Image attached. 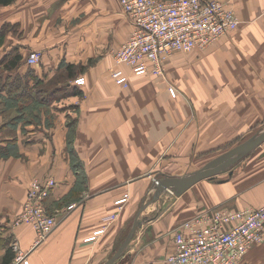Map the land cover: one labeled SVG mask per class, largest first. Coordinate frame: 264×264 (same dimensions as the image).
<instances>
[{"label":"crops","instance_id":"crops-1","mask_svg":"<svg viewBox=\"0 0 264 264\" xmlns=\"http://www.w3.org/2000/svg\"><path fill=\"white\" fill-rule=\"evenodd\" d=\"M218 1L237 14L238 30L206 50L174 54L164 78L136 76L116 62L132 32L119 0L0 5V264L13 253L10 264H24L20 253L28 264H106L137 219L113 264H167L181 223L263 204L264 142L232 175L154 201L155 179L195 172L264 120V0ZM34 51L40 63L29 66ZM81 76L85 85H75ZM49 177L58 184L46 209L57 224L37 244L30 226L13 222L31 182ZM238 264H264V241Z\"/></svg>","mask_w":264,"mask_h":264},{"label":"built area","instance_id":"built-area-1","mask_svg":"<svg viewBox=\"0 0 264 264\" xmlns=\"http://www.w3.org/2000/svg\"><path fill=\"white\" fill-rule=\"evenodd\" d=\"M132 26L130 38L115 52L118 64L131 68L136 76H162L166 62L176 53L206 49L233 34L240 25L236 13L218 0H119ZM41 54L33 52L27 64L35 66ZM120 86L128 78L120 69L112 72ZM78 86L85 84L80 77ZM172 97L178 92L169 89ZM56 186L54 179L34 181L13 227L30 226L37 244L45 241L57 221L46 211V200ZM127 196L118 203L124 202ZM110 216L107 220H113ZM104 230L95 232L96 235ZM93 236L90 239H94ZM89 239V240H90ZM264 241V202L258 208L218 212L205 211L181 223L175 231V251L167 264H238L248 251ZM16 261L28 264L20 253Z\"/></svg>","mask_w":264,"mask_h":264},{"label":"water","instance_id":"water-1","mask_svg":"<svg viewBox=\"0 0 264 264\" xmlns=\"http://www.w3.org/2000/svg\"><path fill=\"white\" fill-rule=\"evenodd\" d=\"M264 142V131L260 134L246 140L226 153L220 155L215 158L204 167L196 170L195 172L183 176V177H169L164 176L163 179H155L156 193L154 195V201H156L165 191H172L176 196H180L194 184L208 178H213L228 168H230L233 164L239 162L253 150H255L258 146H260ZM139 220L137 219L133 229L130 233L129 238L124 242L119 251L113 256L106 264H113L116 259H118L127 244L130 241V238L133 236V233L136 231L138 227Z\"/></svg>","mask_w":264,"mask_h":264},{"label":"rangeland","instance_id":"rangeland-1","mask_svg":"<svg viewBox=\"0 0 264 264\" xmlns=\"http://www.w3.org/2000/svg\"><path fill=\"white\" fill-rule=\"evenodd\" d=\"M237 15V14H236ZM239 18V17H238ZM240 20V19H239ZM240 25H241V22H240ZM239 25V26H240ZM239 28V27H238ZM9 29V28H8ZM238 30V29H237ZM236 32V31H235ZM228 36H226V37H223V38H221L220 40H218L215 44H217L218 42H220L222 39H224V38H227ZM232 39H234V38H232ZM231 39V40H232ZM214 44V45H215ZM234 44V43H233ZM213 46V45H212ZM211 46V47H212ZM198 50H206V49H200V48H197ZM34 52H38V51H34ZM31 53H33V52H31ZM31 53L29 54V56L31 55ZM38 53H40V52H38ZM29 56H28V58H29ZM28 58H27V61H28ZM172 58V57H171ZM39 63H40V61H39ZM38 63V64H39ZM124 65V64H123ZM165 66H166V64H165ZM129 67V66H128ZM130 68V67H129ZM131 69V68H130ZM115 70H117V69H115ZM114 71V70H113ZM123 71V70H122ZM133 72V71H132ZM125 74V73H124ZM126 75V74H125ZM166 76V67H165V72H164V74L160 77V76H157V77H159V78H164ZM82 78H84L85 79V77H83V76H81ZM80 78V77H79ZM85 82H86V80H85ZM74 84L75 85H77L76 83H75V81H74ZM85 85V84H84ZM78 86V85H77ZM83 86V85H82ZM171 87H173V86H169V88H168V90L171 88ZM173 88H175V87H173ZM176 90H177V92H178V89L177 88H175ZM179 93V92H178ZM169 94H170V92H169ZM170 96L172 97V95L170 94ZM178 96V95H177ZM176 96V97H177ZM173 98H175V97H173ZM2 106L0 105V110L2 111L3 110V108H1ZM6 108V107H5ZM6 110V109H5ZM8 111H5V112H9L10 111V109H7ZM5 117V116H4ZM262 130H264V120H262V121H260V122H258L257 124H256V126L254 127V128H252L251 130H245V132H243L242 134H239L238 136H237V138H235V140H230V142H229V147L228 148H233V147H235L236 145H238V144H240V143H242V142H244V141H246V140H249L250 138H252V137H254V136H256V135H258V133L260 132V131H262ZM250 154V153H249ZM246 157V156H245ZM244 157V158H245ZM243 158V159H244ZM243 159H241L239 162H237V163H235V164H233L230 168H228L227 170H225L224 171V177H227V176H229V175H232V173L234 172L233 170H235V168L236 167H238L239 165L238 164H240V162L243 160ZM237 165V166H236ZM223 173V172H222ZM216 177V176H215ZM215 177H213V178H215ZM47 179H54V178H51V177H49V178H36V179H34L32 182H31V184L34 182V181H40V182H44V181H46ZM55 180V179H54ZM55 182H56V186H57V181L55 180ZM31 184H30V186H31ZM30 186H29V188H30ZM55 186V187H56ZM54 187V188H55ZM29 188H28V190H29ZM53 188V189H54ZM53 189H52V191H53ZM51 191V192H52ZM152 191L154 192V193H156V186H155V183L153 184V186H152ZM168 193H170V194H172V195H175L174 194V192H172V191H168ZM153 195V194H152ZM50 196V195H49ZM152 197V196H151ZM127 199V198H126ZM24 203V202H23ZM23 207V206H22ZM46 211H47V209H46ZM48 213V212H47ZM49 214V213H48ZM50 215V214H49ZM52 217H54L55 218V216H53V215H51Z\"/></svg>","mask_w":264,"mask_h":264},{"label":"trees","instance_id":"trees-1","mask_svg":"<svg viewBox=\"0 0 264 264\" xmlns=\"http://www.w3.org/2000/svg\"><path fill=\"white\" fill-rule=\"evenodd\" d=\"M15 0H0V5H11L13 2H14ZM3 32H5V27L3 28V30H2V33ZM15 59V58H14ZM11 60L10 61V63L6 66V67H14V65H16V62L18 61H16L15 62V60ZM71 66H68V68H70ZM14 82V81H13ZM13 82H11V84L13 83ZM11 84H9V81L8 82H6V85L10 88V86H11ZM15 84V83H14ZM14 84H13V86H14ZM71 156H72V159H74V165H73V167H74V170H75V172L77 173V169H81V163L79 162L78 164H75V158H76V152H74L73 150H71ZM16 258V254L14 255V253H13V255H11V257H10V260H6V261H4L3 262V264H10L12 261H14V259Z\"/></svg>","mask_w":264,"mask_h":264}]
</instances>
